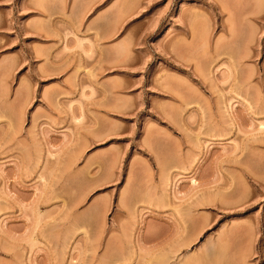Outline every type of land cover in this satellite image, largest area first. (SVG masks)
Masks as SVG:
<instances>
[{"label":"rangeland","instance_id":"obj_1","mask_svg":"<svg viewBox=\"0 0 264 264\" xmlns=\"http://www.w3.org/2000/svg\"><path fill=\"white\" fill-rule=\"evenodd\" d=\"M199 263L264 264V0H0V264Z\"/></svg>","mask_w":264,"mask_h":264},{"label":"bare ground","instance_id":"obj_2","mask_svg":"<svg viewBox=\"0 0 264 264\" xmlns=\"http://www.w3.org/2000/svg\"><path fill=\"white\" fill-rule=\"evenodd\" d=\"M209 197V196H208ZM206 198V197H205ZM217 198V197H216ZM202 200H203V198H202ZM211 200L208 198V200L206 199L205 201H203V203H207V202H210ZM202 202V201H201ZM202 203V204H203ZM209 204V203H208ZM215 245V244H214ZM172 257V256H171ZM168 258V257H167ZM167 258L165 259V260H167ZM173 258V257H172ZM198 260H200V258L198 259ZM168 261V260H167ZM220 261V260H219ZM165 262V261H164ZM199 262V261H198ZM200 264V263H199Z\"/></svg>","mask_w":264,"mask_h":264}]
</instances>
